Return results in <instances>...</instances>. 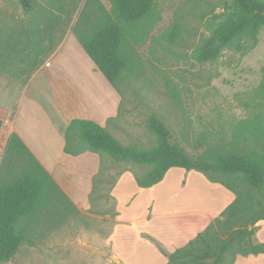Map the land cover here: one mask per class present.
Listing matches in <instances>:
<instances>
[{"label":"rangeland","instance_id":"rangeland-1","mask_svg":"<svg viewBox=\"0 0 264 264\" xmlns=\"http://www.w3.org/2000/svg\"><path fill=\"white\" fill-rule=\"evenodd\" d=\"M55 1L63 3L70 12L66 25L56 33L58 45L73 34L72 27L87 0ZM102 1L110 6L108 0ZM156 1L162 18L145 42L135 46V71L127 74L117 89L111 87L99 70H90L89 62L73 48L66 50L62 70L65 75L69 69L89 70L91 75L87 76L92 79L87 86L73 82L66 75L70 80L63 78L64 84L39 82L27 94L23 88L36 71L28 78H21L0 70V102L15 112L21 99L19 111L27 124L34 123V117L43 123H51V117L57 119L58 130L51 136L60 147L48 145L47 139L41 138L42 153L49 151L53 158L63 152L65 140L61 134L66 124L74 117L90 116V111H99L106 128L125 145L151 146L155 138L148 123L151 116H157L171 130L174 140L194 157L207 148L229 150L245 145L259 151L264 148V99L253 95L262 80L264 27L256 47L242 51L225 48L217 60L199 62L192 52L209 34L207 16H203L220 0ZM26 17L28 14L18 0H0V26L14 25ZM174 23L181 26L179 39L167 44L160 38ZM72 39L81 45L74 35ZM53 50L43 64L46 59L51 60ZM171 85L179 90L181 105L170 95ZM89 90L98 100L92 99ZM100 98L114 113L98 108L96 102ZM257 119H260V137L254 140L249 127ZM4 143L3 139L0 161ZM44 164L79 212L71 213L58 225L57 217L50 215L31 231L33 245L24 243L12 259L0 264H167L170 253L208 226L198 231L193 222L185 219L186 215L196 216L203 211L222 218L221 213L236 197V193L213 181L226 177L179 167L170 169L159 184L139 188L136 177L144 175L149 165L118 162L104 153L89 150L78 155L65 154L59 161ZM242 188L240 183L238 190ZM202 219L207 221L209 215H202ZM252 239L254 244L264 242V227ZM232 261L233 254L226 253L223 264ZM235 262L264 264V254L241 255Z\"/></svg>","mask_w":264,"mask_h":264},{"label":"trees","instance_id":"trees-1","mask_svg":"<svg viewBox=\"0 0 264 264\" xmlns=\"http://www.w3.org/2000/svg\"><path fill=\"white\" fill-rule=\"evenodd\" d=\"M108 1L109 7L102 0H87L72 32L107 82L117 89L119 82L135 71V46L145 42L162 17L156 0ZM18 2L28 17L14 25L0 26V70L28 78L56 47V33L66 25L70 12L55 0ZM206 16L209 34L192 52L199 62L217 60L225 48L242 51L256 47L264 27V0H220ZM180 31V24L174 23L160 39L176 43ZM160 39L154 37L158 42ZM170 95L181 105L175 85L170 86ZM253 95L264 99V67ZM148 129L155 138L151 146L125 145L97 121L75 117L64 132V152L78 155L89 150L118 162L149 165L144 175L136 177L139 188L159 184L176 167L226 177L213 181L236 193L233 202L223 210L222 218L170 253L167 264H223L229 252L233 254L230 264H235L237 255L264 254V242L254 244L252 239L256 226L264 221V148H207L194 157L174 140L171 130L157 116H151ZM249 131L254 140L259 139L260 119ZM78 212L66 191L13 131L0 161V262L12 259L24 243L33 245L31 231L50 215L57 217L58 225Z\"/></svg>","mask_w":264,"mask_h":264},{"label":"crops","instance_id":"crops-1","mask_svg":"<svg viewBox=\"0 0 264 264\" xmlns=\"http://www.w3.org/2000/svg\"><path fill=\"white\" fill-rule=\"evenodd\" d=\"M72 35H74V34H71L68 37H66L65 39H63L61 41V43H59L57 45V47L54 48V50L52 51V54L50 55L51 60L46 59L45 63L44 64L42 63L43 65L40 67V69L38 68L36 70V73H34L32 80L26 86H24L23 93L28 94V92L31 90L32 86L34 84H38L39 82H44L45 84H54L55 82H58L60 84H64L63 78H66L69 80L71 78L73 82L79 81L84 86H87V83L91 82L92 78L88 79V76H87V74L91 75L89 70H85L86 72H80V71H75L73 69H69V72H67L66 75H68L70 78L68 76H66L62 70V68H63L62 65L64 64V61H65V59L67 57V53H68L66 50L67 49L71 50L72 48H73V50H75L78 53V55H80L86 61L89 62L90 70L91 69L93 71H95L96 69L98 70L97 67L93 66V64H94V63H92L93 61L86 54L84 49L81 48L82 46L80 45L81 46L80 47L78 45L77 41H74V39H72ZM85 54L88 56V58L92 62L86 57ZM40 92H42V93L44 92L43 87H41V86H40ZM89 93H90V96L92 97V99L98 100V97L95 93L91 92L90 90H89ZM106 93H108V91ZM81 100H83V99L81 98ZM83 102H84L86 108L89 110V108H88V106L84 100H83ZM96 103L98 105V108L99 107L105 108L104 110L106 112H108V114L114 113V110L107 109L105 107L106 104H105V102H104V104L101 102V98ZM20 107H21V99L18 100V104H17V108H16L15 112L11 106H8L7 104H5L3 102H0V144H2V141L4 139L5 140L4 147H5L6 141H7L8 137L10 136V134L13 131H16L22 137V139L26 142V144L29 146V148L32 150V152L36 155V157L42 162V164L45 167H46V165L44 164L45 162L46 163H54L56 161H59L61 158H63V156L66 154L64 152V148H63V152L58 154V156H56V157L54 155L53 158H51L50 154L48 155L49 151L46 153H42L39 149L40 145L43 142V140H41V138H43L45 140L47 139L48 145L52 144L53 147H58V148L60 147L57 143L55 144V140H54L55 138L53 139L51 136V133H54V136H55L56 130H58L57 119H54L50 116L51 117L50 120H51V123L53 125L52 128H51L50 122L46 121L45 123H43L42 121H40L36 117H34L35 118L34 123H32V124L28 123L27 124L26 120L22 118V115H20V111H19ZM90 113H91L90 116H84V117H80V118L93 119V120L97 121L98 123H100L101 125L105 126V121H104L102 115H100L101 113H99V111L98 112H94V111L91 112L90 111ZM70 121H69V123H70ZM68 124H66L65 129L68 126ZM64 132H65V130H64ZM64 132H63V134H61L63 137H64ZM202 215H209V219L207 221H205L204 219L201 220ZM217 217H218V215L213 216L208 212L199 211L198 215H196V216L195 215L194 216L186 215L185 219L187 221L193 222L192 224H194L196 226V228L199 229L198 231H201L200 229H203L205 226L209 225L211 222H215ZM256 227H257V230L264 227V221L260 222ZM198 233L199 232H197V234ZM191 239L192 238L190 237L185 242V244H183V246L186 245ZM240 257H241V255H239L237 257V260Z\"/></svg>","mask_w":264,"mask_h":264}]
</instances>
